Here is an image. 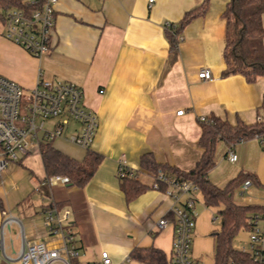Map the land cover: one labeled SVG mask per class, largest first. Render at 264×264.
<instances>
[{
	"label": "crops",
	"instance_id": "0c3cea01",
	"mask_svg": "<svg viewBox=\"0 0 264 264\" xmlns=\"http://www.w3.org/2000/svg\"><path fill=\"white\" fill-rule=\"evenodd\" d=\"M228 2L208 0L206 12L181 30L175 55L169 49L166 23L177 24L200 0H154L151 5L148 0H58L50 49L39 57L0 33V75L25 90L40 78L70 80L82 88L84 105L97 120L89 148L103 155L82 188L44 182L37 150L19 162L7 161L0 172L4 207L0 209V264H16L24 241H56L43 225L42 210L52 202L70 209L78 260L96 261L107 250L113 263L124 264L134 247L154 246L165 253L169 264L174 232L170 198L148 187L126 201L117 165L124 159L138 180L150 185L153 176L140 171L142 152L150 151L158 162L189 170L202 154L197 144L200 116L231 123L256 119L264 77L247 82L240 73L221 74L226 66L223 12ZM261 19L264 27V13ZM203 67L209 69L211 79L198 78ZM178 110L183 111L176 114ZM56 138L74 144L65 137ZM76 146L77 151L56 148L81 160L86 148ZM229 151L236 154L235 161L228 159ZM20 166L26 168V175ZM240 172L249 175L244 181L250 183L240 194L241 183L234 201L264 209V143L259 138L232 145L217 141L209 180L222 187ZM17 174L21 179H16ZM195 196L190 255L202 264H212L214 233L220 228L218 210L223 205L206 206L200 192ZM160 218L166 219V225L158 230ZM258 226L264 250V213ZM243 239L246 247L233 246L247 249L249 237Z\"/></svg>",
	"mask_w": 264,
	"mask_h": 264
},
{
	"label": "built area",
	"instance_id": "2783aa9c",
	"mask_svg": "<svg viewBox=\"0 0 264 264\" xmlns=\"http://www.w3.org/2000/svg\"><path fill=\"white\" fill-rule=\"evenodd\" d=\"M33 8L11 7L4 11L0 24L2 35L11 42L22 47L32 56L39 57L48 52L55 18V4L58 0H25ZM154 0H148L149 5ZM175 23H166L173 30ZM177 41L181 40L178 34ZM200 79H211L208 68H201L197 74ZM102 90H100L101 92ZM28 94L23 98L24 93ZM178 110L176 114H181ZM257 120H264L257 115ZM199 120H205L200 116ZM75 124L69 133L67 129ZM97 120L95 112L84 105L83 90L75 82L61 78H40L34 87L25 90L14 80L0 75V172L7 161L19 162L30 152L37 150L44 141H52L56 137H65L70 142L82 147H89L92 142ZM264 143V136L258 137ZM228 159L235 161L236 154L229 151ZM117 176L133 177L136 172L124 159H119ZM44 182L65 183V176L44 177ZM166 184L159 189V182ZM250 182H243V188ZM150 187L162 191L171 200L170 211L174 217V232L169 264H202L190 255L192 230L195 222L192 208L199 188L192 181L175 182L158 172ZM184 197V198H183ZM43 211V225L46 232L56 239L54 243L44 240L24 241L16 264H115L107 250H102L96 261L78 260V249L75 244L73 229L70 226V209L58 208L52 202ZM166 225V219L160 218L158 230ZM262 235L258 220H255L249 234V245L246 250L252 254L254 261L264 264V250L261 248ZM129 259L125 260V263ZM230 264H235L230 262Z\"/></svg>",
	"mask_w": 264,
	"mask_h": 264
},
{
	"label": "trees",
	"instance_id": "16d2710c",
	"mask_svg": "<svg viewBox=\"0 0 264 264\" xmlns=\"http://www.w3.org/2000/svg\"><path fill=\"white\" fill-rule=\"evenodd\" d=\"M11 7L31 10L25 0H0V22L3 13ZM208 8V0H200L196 8H192L182 15L173 30L166 27V37L169 49L175 55L177 52V35L194 17L203 15ZM264 0H229L223 12L226 19V41L224 46L225 68L222 75L240 73L247 82H254L257 77H264V27L262 14ZM257 115L264 117V92ZM201 135L197 141L202 148V154L194 166L183 170L177 166L158 162L150 151H144L139 157L140 171L147 172L153 177L162 172L175 182L192 181L199 188L206 206L223 205L218 210L220 228L214 233V251L212 264H261L254 261L249 250L233 246V238L241 229L250 231L255 220L262 217L264 209L257 204H239L234 201V194L241 183L249 176L238 173L222 187L212 183L208 178L209 170L215 165V147L219 140L228 145L247 140L253 137L264 136V120L255 119L245 123L236 119L231 123L227 119L216 116L205 117L199 120ZM39 154L42 160L45 177L55 175L65 176L67 186L82 188L93 176L103 155L86 148L81 160H78L53 146L52 141H44L39 145ZM125 200H131L150 185L142 183L137 178L123 177L119 182ZM166 184L159 182V189H165ZM0 209L4 211L0 199ZM168 264L165 253L154 246L134 247L129 253V262L124 264Z\"/></svg>",
	"mask_w": 264,
	"mask_h": 264
},
{
	"label": "rangeland",
	"instance_id": "374dc122",
	"mask_svg": "<svg viewBox=\"0 0 264 264\" xmlns=\"http://www.w3.org/2000/svg\"><path fill=\"white\" fill-rule=\"evenodd\" d=\"M3 32V27H2V25L0 24V33H2ZM28 93L27 92H25L24 93V96H23V98L27 95ZM52 144H53V146H55V147H58L59 149H61V148H69V149H72V150H79V149H77L78 147L76 146V145H74V144H71V143H69L68 141H66V140H64V139H62V138H55L54 140H53V142H52ZM81 149V148H80ZM20 172L22 173V174H24V175H26L25 173H28L27 172V170H26V168L25 167H21L20 166ZM18 178H20V176L17 174L16 175V179H18ZM21 179V178H20ZM243 237L244 238H248L249 237V231L248 230H246V229H241V230H239L238 231V233L234 236V238H233V244H234V246H239V247H246L245 246V244L243 243L244 241L246 242V240L245 239H243ZM240 240V241H239ZM242 244H244V246H242Z\"/></svg>",
	"mask_w": 264,
	"mask_h": 264
}]
</instances>
